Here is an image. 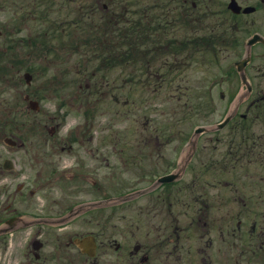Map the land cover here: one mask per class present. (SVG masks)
<instances>
[{
	"label": "rangeland",
	"instance_id": "1",
	"mask_svg": "<svg viewBox=\"0 0 264 264\" xmlns=\"http://www.w3.org/2000/svg\"><path fill=\"white\" fill-rule=\"evenodd\" d=\"M89 2L0 0L1 46H4L3 42L14 44L10 39L24 43L23 39L34 37L38 32L50 36L45 37L50 47L47 57L39 42L32 51H36L34 55L23 44V50L17 52L15 44L14 52L18 53L15 63L20 59L26 67L24 64L16 66L13 72L9 71L12 78H4V83H0V94L4 95V119L15 121L17 117L7 109L16 108L19 103L22 106L23 94L35 92L37 95H33L40 96L41 105L45 107L44 114L56 116L61 122L62 137L94 140L89 146L98 148L102 191L121 187L117 182L122 179L130 185L128 192L146 189L153 182L150 179L159 174L153 176L157 170L155 167L163 162L161 158L177 160L183 155L187 159L193 156L191 165L194 169L191 174L182 175L180 186L183 187L179 191V200H176L178 203L171 202L172 206H168L167 201L161 204L151 200L148 203L153 208L145 210L146 196H143L130 202L139 208L136 211L125 208L100 212V219L124 220L116 223L115 228L111 227L105 235L133 243L136 239L142 241V236L167 238L163 264H236L239 249L234 247L237 242L229 238L227 232L235 229L241 220L238 214L244 211L248 227L255 221L264 220V187L257 188L258 185L264 186V142L259 143L264 137L258 138L264 131H255V136L246 144L245 149L251 151L248 154L251 158L244 157L243 164L237 163L241 155L240 137L244 136L236 119H240L238 123H244L240 114H247L249 105H241L231 122L233 124L215 132L217 125L237 109L238 100L230 102V98L245 90L236 79L223 73L221 39L215 45L202 46L214 36L209 31L198 34L184 30L187 28L185 20L179 21L184 9L182 0L173 8L172 0H168L170 8L164 11L162 18L160 13L153 20L151 32H134L127 25L120 24L106 33L108 40L104 47L109 51H99L100 56L112 55L114 50H119L116 58H120L121 44H124L129 47L128 51L132 50V56L142 57L140 61L134 58V62L120 66L117 60L114 61L116 66L102 68L100 59L92 51L86 53V46H81L80 52L71 51L68 46L80 41L87 45L91 43L90 39L98 41L99 35H103L81 27L78 21L82 17L90 16L87 23L92 27L103 22L110 26L107 19L98 16L97 9L93 15L86 13ZM77 8L84 15H80ZM43 11L45 16L41 19ZM59 25L64 29L63 35L56 33L57 29L62 30ZM199 38L201 43L197 46L195 41ZM177 57L180 66L175 67ZM235 57L233 54L228 60ZM260 61H264V57ZM5 62V58L1 59L0 65ZM26 69L34 75L29 86L23 76ZM18 84L20 86L16 88ZM261 84L264 90V82ZM221 93L225 94L224 99ZM261 105L259 118L256 117L259 112L256 106L248 113L247 123L256 124L257 129L264 125V103ZM197 127H206L210 131L195 135ZM187 140L192 143L182 148ZM253 155L257 158L253 159ZM23 156L21 153L20 157ZM225 165L228 167L226 171ZM207 166L210 167L208 174ZM152 167L155 169L149 173L147 170ZM146 171L148 175H144ZM194 175L199 181L184 186ZM142 177L150 183L138 184ZM225 181L227 187L221 184ZM205 198L211 205L209 211L200 208ZM240 199H244L242 201L247 206L242 207ZM167 226L172 228L164 233ZM173 231L175 241L177 237L179 241L171 244L168 236ZM175 252L180 258L178 263L171 254ZM199 252L202 255H198ZM190 253L207 257V260L191 259ZM260 256L259 251L255 254L249 252L244 264H264L258 259Z\"/></svg>",
	"mask_w": 264,
	"mask_h": 264
},
{
	"label": "flooded vegetation",
	"instance_id": "2",
	"mask_svg": "<svg viewBox=\"0 0 264 264\" xmlns=\"http://www.w3.org/2000/svg\"><path fill=\"white\" fill-rule=\"evenodd\" d=\"M127 1L126 13L122 15L116 12L118 5L115 3L110 2L108 5L97 1L96 6L114 18L127 20L129 27L136 32L147 34L148 29L141 28L136 21L144 14L143 19L147 20L148 8L137 3L141 0ZM178 1L172 0V8ZM142 3L156 5L157 15L161 13L160 18L170 8L168 0H143ZM182 4L184 9L179 21H188L184 30L189 33L209 31L223 35V64H227L233 54L237 56L236 61L247 60L242 71L237 67L235 71L232 70L231 78L240 84L245 81L251 86L250 91L246 87L249 94L244 104L249 106L247 114H240L241 120H248V113L254 106L259 111L256 115L259 118L262 114L261 102L264 103L261 84L264 82V65L261 64L264 61H260L264 57V0H182ZM132 13L138 14V17H127ZM99 17L108 20L109 16L106 14ZM97 28L103 31V23ZM251 38L255 41L253 45H250ZM4 55L8 53L0 47V60ZM3 67L0 66V83H4ZM31 78L33 81L34 76L31 75ZM32 81L26 84L29 86ZM19 86L16 85V88ZM33 94L37 95L35 92L23 94L22 106L19 103L16 108L7 109L17 117L12 122L4 119V95L0 94V264H163L167 238L142 236V241L136 239L134 244L129 240L119 241L114 236L105 235L111 231V227L115 228L116 223L124 220L100 219V212L113 211L123 203L110 204L115 194L120 193L115 188L102 191L98 148L89 146L94 140L62 137L61 122L56 116H46L40 96ZM238 122L241 124L239 131L250 132L246 136L248 140L255 136V131H264V125L257 129L256 124ZM262 137L264 134L258 135V138ZM241 141L239 152L243 153L242 143L246 146L249 141ZM260 142H264V138ZM249 152L240 155L239 160L243 161L244 157L250 156ZM21 153L24 154L22 158ZM254 158L257 156L253 155ZM161 160L163 162L155 167L161 171H154V167L147 171H154L153 176L157 173L163 176L179 172L180 159ZM140 170L142 173L141 167ZM147 171L144 175L149 174ZM181 179L182 176L177 182ZM143 182L142 177L138 183ZM181 188L175 184L166 185L154 196H147L152 195L148 192L133 197L130 192L126 194L130 196L126 200L133 201L147 196L145 210L153 208L148 203L151 200L161 204L167 201L168 206H172L171 202L179 200ZM128 189L131 190L130 186ZM101 193L105 196L102 203ZM242 200L241 206H247ZM244 214L241 210L238 214L241 220L236 228L227 232V236L237 242L234 247L239 249L236 264H244L245 255L249 252H261L258 259L264 260V220L255 221L248 227ZM170 228L172 226H167L164 233ZM174 235L173 231L168 236L171 244L179 241V237L175 241ZM171 254L178 263L180 258L177 252ZM198 255L190 253V258L207 260V257ZM247 262L250 263L249 258Z\"/></svg>",
	"mask_w": 264,
	"mask_h": 264
},
{
	"label": "trees",
	"instance_id": "3",
	"mask_svg": "<svg viewBox=\"0 0 264 264\" xmlns=\"http://www.w3.org/2000/svg\"><path fill=\"white\" fill-rule=\"evenodd\" d=\"M124 55H125V54H124V51H122V52H121V55H120V58H118V60H119L118 63H119V64H120L121 61H124V60H125Z\"/></svg>",
	"mask_w": 264,
	"mask_h": 264
}]
</instances>
